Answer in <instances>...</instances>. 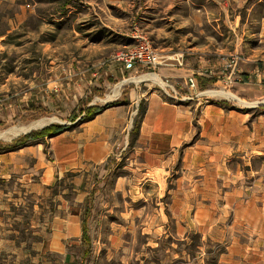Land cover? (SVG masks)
Masks as SVG:
<instances>
[{"label":"crops","instance_id":"0c3cea01","mask_svg":"<svg viewBox=\"0 0 264 264\" xmlns=\"http://www.w3.org/2000/svg\"><path fill=\"white\" fill-rule=\"evenodd\" d=\"M76 35L77 70L62 61L56 78L68 77V88L71 84L79 95L91 87L109 88L108 81L125 71L108 60L111 43L80 31ZM185 53L159 54L163 62L157 70L168 68L156 76L186 80L196 74L197 80L221 65L200 56L191 68ZM240 74L239 82L246 83ZM114 97L106 104L122 101L123 93ZM143 98L131 90L126 103L72 129L0 153L35 147L42 168L40 183L30 182L33 198H42L28 208L24 233L0 226V264H82L88 201L86 264H105L117 254L135 255L144 264L143 250L161 248L159 264H264V125H249V116H225L218 106L201 108L200 100L169 101L154 90L147 93L138 135L131 139L132 114ZM228 117H236L231 126L225 125ZM64 183L70 195L53 191ZM48 201L52 208L43 207ZM178 244L195 247V255L178 254Z\"/></svg>","mask_w":264,"mask_h":264},{"label":"rangeland","instance_id":"374dc122","mask_svg":"<svg viewBox=\"0 0 264 264\" xmlns=\"http://www.w3.org/2000/svg\"><path fill=\"white\" fill-rule=\"evenodd\" d=\"M78 31L98 39L105 37L114 49L107 57L109 61H113L112 56L123 47L133 45L134 36L139 32L159 54L186 52L191 68L200 56L204 61L217 59L221 65L216 71L211 67L212 71L197 79V92L203 93L202 96L196 97L185 85V79L159 76L136 81L141 76L158 75L160 69L168 68L163 66L159 70L158 66L150 71L142 68L123 71L118 80L108 81L109 88L91 87L79 95L71 84L68 88V77L56 78L59 76L57 65L62 61L65 67L70 65V69L77 70L78 51L74 39ZM231 59L234 62L227 68ZM258 63H264V0H0V133L51 118L57 121L47 125L72 126L86 116L87 109L109 106L107 95L114 99L115 93L122 92V103H126L131 90L144 95L133 111V126L145 107L147 93L154 90L169 101L198 104L200 100L201 108L218 106L225 116H249V125H264V74L261 80L255 69ZM238 73L245 76L246 83L239 82L242 77ZM79 75L85 76V80L87 75L91 77L89 73ZM119 81L125 83L116 88ZM167 81L177 96L172 88L165 86ZM209 91L229 92L239 100L211 96ZM97 98L100 100L96 101ZM235 122L236 117L225 119V125ZM39 129L42 127L31 132ZM23 136L25 134L21 133L10 138L0 137V145L12 144ZM133 137L131 133V139ZM34 148L0 155V226L6 230L13 227L24 233L31 218L28 208L42 198H33L30 189V182L40 183L42 176ZM53 191L58 195L62 191L72 193L67 183L57 184ZM19 199L23 200L22 204ZM168 201L165 197L163 207L166 208ZM42 203L43 207H53L51 201ZM86 208V241L83 240L80 248L82 264L88 261L89 201ZM176 249L178 254L196 253L195 247L185 248L181 244ZM143 252L144 264H159L165 254L163 248L158 252ZM117 255L105 264H139L135 255L131 259Z\"/></svg>","mask_w":264,"mask_h":264},{"label":"built area","instance_id":"2783aa9c","mask_svg":"<svg viewBox=\"0 0 264 264\" xmlns=\"http://www.w3.org/2000/svg\"><path fill=\"white\" fill-rule=\"evenodd\" d=\"M134 39L136 41L133 45L123 47L122 50L112 56V60L121 64L125 71L135 70L136 68L150 71L160 66L163 60L151 42L139 32L135 34ZM233 62L234 59L229 60L228 63L230 64H227L226 67L232 66ZM164 84L166 87L172 88L174 94L177 96V92L174 91L172 85H169L168 81ZM185 85L190 91L195 92L196 97L202 96L203 93L197 92L198 82L195 76L192 75L186 78Z\"/></svg>","mask_w":264,"mask_h":264},{"label":"trees","instance_id":"16d2710c","mask_svg":"<svg viewBox=\"0 0 264 264\" xmlns=\"http://www.w3.org/2000/svg\"><path fill=\"white\" fill-rule=\"evenodd\" d=\"M122 102L124 101H120V102H114L113 104H110L109 106H104V107H92L86 110V116L82 117L77 123L81 124L83 122H86L90 119H92L93 117H95L96 115H98L99 113H101L102 111H104L105 109H107L108 107H112V106H118L123 104ZM145 113V108L140 110V114H138V119L137 121H135V126L133 128L132 131V135L133 136H137L138 132H139V125L141 122V119L143 117ZM76 117H74L73 121L75 122ZM73 126H61V125H56L53 124L49 127H46L40 131H36V132H31L30 134H27L23 137H21L20 139L14 140L12 144H5V145H0V153H5V152H9V151H13L16 150L18 148H21L25 145H28L30 143H34L38 140L44 139L45 137H49V136H53L56 135L58 133L64 132L66 130L72 129ZM84 238H86V227L84 224Z\"/></svg>","mask_w":264,"mask_h":264},{"label":"bare ground","instance_id":"6f19581e","mask_svg":"<svg viewBox=\"0 0 264 264\" xmlns=\"http://www.w3.org/2000/svg\"><path fill=\"white\" fill-rule=\"evenodd\" d=\"M150 77H153L156 79L158 76H155V75L141 76L136 81L137 82L145 81V80H148ZM208 94L211 96H223V97L229 98L231 100H239L236 96L232 95L229 92H224V91H209ZM107 99H110V97L108 96ZM54 121H57V120L55 118L42 119V120L33 122L32 124H29L28 126L13 127L11 129H8L5 132L0 133V137H3V138L15 137L21 133L28 132L29 130L41 128V127L47 125V123H51Z\"/></svg>","mask_w":264,"mask_h":264},{"label":"water","instance_id":"95a60500","mask_svg":"<svg viewBox=\"0 0 264 264\" xmlns=\"http://www.w3.org/2000/svg\"><path fill=\"white\" fill-rule=\"evenodd\" d=\"M61 125H63V124H61ZM48 126H50V124H49V125H45V126H43L42 129H43V128H46V127H48ZM31 131H32V130H29L28 132H25V133H23V134L27 135V134H29Z\"/></svg>","mask_w":264,"mask_h":264}]
</instances>
